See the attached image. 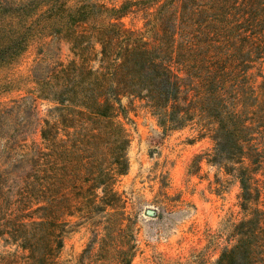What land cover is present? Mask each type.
<instances>
[{
  "label": "trees",
  "instance_id": "trees-1",
  "mask_svg": "<svg viewBox=\"0 0 264 264\" xmlns=\"http://www.w3.org/2000/svg\"><path fill=\"white\" fill-rule=\"evenodd\" d=\"M132 13L143 16L144 27L123 21ZM35 31L51 36L33 69L36 90L55 105L41 129L43 145L16 141L15 148L44 174L35 184L45 203L34 210L38 219H19L11 234L23 252L0 264H106L113 250L118 264H131L109 233L90 263L92 245L74 260L61 254L72 231L64 215L77 196L68 186L81 185L83 193L85 184H104L106 198L116 205L120 200L109 185L129 167L131 139L122 119L135 99L145 101L166 129L199 113L211 120L210 161L237 173L243 213L224 221L223 231L236 242L215 264H264V149L258 143L264 136V0H126L119 7L0 0V64ZM63 36L71 38L76 56L67 64L60 57ZM254 75L263 82L255 86ZM30 98L0 116V140L7 119L32 107ZM17 126L23 130V120ZM6 138L4 151L10 152Z\"/></svg>",
  "mask_w": 264,
  "mask_h": 264
},
{
  "label": "rangeland",
  "instance_id": "rangeland-1",
  "mask_svg": "<svg viewBox=\"0 0 264 264\" xmlns=\"http://www.w3.org/2000/svg\"><path fill=\"white\" fill-rule=\"evenodd\" d=\"M82 1L119 7L126 0H68V4ZM123 21L134 28L145 23L142 15L133 13ZM50 41V35L35 31L19 53L0 64V116L23 98H33L32 107L7 119L0 140V263L6 255L23 252L11 233L18 221L38 219L34 210L45 203L35 184L44 174L35 170L31 156L21 160L15 143L42 146L44 120L52 119L55 102L36 90L33 75ZM60 57L66 64L76 58L70 37H62ZM253 78L255 86L263 82L260 76ZM129 107L122 119L131 139L126 151L129 167L109 185L120 200L116 205L106 198L104 184H85L83 193L81 185L68 186V192L77 196L64 215L72 231L65 238L61 259H77L92 245L90 263L97 258L99 239L109 233L113 248H123L131 264H215L223 249L236 242L223 231L224 221L230 216L239 220L243 213L237 173L210 161L215 147L211 120L199 113L182 126L166 129L145 101L135 99ZM21 120L23 130H17ZM6 137L10 152L4 151ZM258 138L264 149V136ZM111 254L104 262L118 264L114 250Z\"/></svg>",
  "mask_w": 264,
  "mask_h": 264
}]
</instances>
